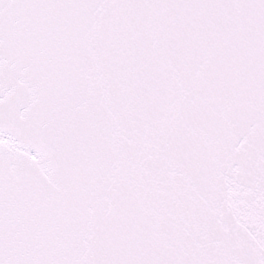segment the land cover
I'll use <instances>...</instances> for the list:
<instances>
[{"label":"snow or ice","instance_id":"6c2138e0","mask_svg":"<svg viewBox=\"0 0 264 264\" xmlns=\"http://www.w3.org/2000/svg\"><path fill=\"white\" fill-rule=\"evenodd\" d=\"M0 264H264V0H0Z\"/></svg>","mask_w":264,"mask_h":264}]
</instances>
